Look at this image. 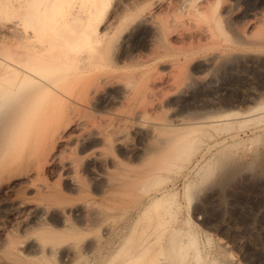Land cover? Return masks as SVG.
Wrapping results in <instances>:
<instances>
[{
  "label": "rangeland",
  "instance_id": "374dc122",
  "mask_svg": "<svg viewBox=\"0 0 264 264\" xmlns=\"http://www.w3.org/2000/svg\"><path fill=\"white\" fill-rule=\"evenodd\" d=\"M62 1L30 0L24 4L21 0H0V58L3 60H0V72L4 66L20 65L21 62L17 56H79L83 47V38L74 39L71 36L78 22H66L64 9L80 7L81 10L94 7L98 11L94 18L98 17L99 28L106 26L105 30L109 31L110 21L114 20L113 15L119 13L115 3L125 2V0H79L81 2L79 6L78 3H72L73 0L65 4ZM218 1L215 13L218 14L217 17L220 16V19L217 24L218 28L213 26V40L207 41L209 39L201 38L197 43L193 37L191 42L194 41V43L188 41L189 44L186 41L188 37L172 36L171 39L174 40L172 45L175 47L172 50L173 55H164L149 63L144 70L145 73L143 71L142 74L147 76L143 78L146 81L142 80L149 87L150 81L155 77L158 79L163 74L162 78L166 80L171 78L172 73L174 76L176 74L174 77L176 80L170 79L172 82H169L174 88L169 87L170 84L167 85L171 91L163 86L164 91L167 93L170 91L169 95H166L171 98H165V100L169 99L165 102H169L170 107H173L170 109L188 112L192 115L213 112L212 114L222 117L220 123H215L216 125L204 123L205 126H200L203 129L196 127L195 132L189 133V139H192L190 141H194L189 144L191 145L189 152L185 151L183 156L179 155L177 158L168 156L169 164L174 161L171 166L166 165L171 171L166 169V162L163 167H158L159 171L154 170L155 176L149 177L148 172L145 174L144 172L150 169V166L147 167L146 164L147 169H144V164L142 168L134 165L135 163H129L123 151L124 145L136 143L133 130L127 126L129 122L126 121L127 127L121 133L122 145H114L115 142L109 139L102 147L107 155L110 153L109 156L116 158L119 156L118 160L121 159V162L131 164V166L127 164L128 166L125 167L127 169L123 170L124 164L119 162L121 165H118L116 162L114 170L120 171L118 175L143 177L147 174L144 178L147 177L146 183L143 184L145 180L139 176L143 181L136 178L138 183L133 181L131 184L138 185L133 184L132 189H130L131 184L130 188L128 187L130 192H133V194L130 193L132 198L136 195L133 200L130 197L125 199V196L121 197L120 194L119 197L117 193H114V186L110 188L113 193L109 192L111 185L105 186L108 191L106 192L88 178L89 175L86 172L88 160L85 151L91 144L90 141L70 146L59 142L53 148L49 142L50 136L46 134L45 137L43 133H38L30 140V142L34 140L32 143L34 146L29 143L24 146L17 145L16 148L9 149L10 152L7 150L6 157L3 155L5 158H0V264H14L8 257L9 252L24 259L25 246L30 242L32 244L38 242L37 240L41 244L40 242L45 241L47 237H55L56 235L52 236L50 233L52 229H54L52 230L54 234L57 231L64 233L63 236L68 238L67 241L63 239V236L59 238L68 242L64 245L69 246V250L67 246L61 249L64 246L62 242L61 247L54 245L55 248H52L49 246L51 241L46 240V245L45 242L42 244L46 246V248L42 246L44 250L42 248L40 251L31 250L34 255L39 254L34 256L30 252L28 256L31 260L28 259L30 264H264V0ZM177 4L174 3L172 6ZM227 5L233 8L234 18L222 15L223 8ZM172 6H170L172 10L170 7V10L165 7L159 8L161 6L157 8V10L166 9L159 10L160 21L166 32H181L186 30L187 26L193 29L194 25L187 23L189 17L181 11V8ZM251 11L255 13L254 16L248 14ZM255 15L257 18L254 19ZM123 27L120 24L119 28L114 30L116 33H111L106 48H101L102 50L99 48L101 51L96 49L98 52L95 55L101 53V56H119L124 47L126 49L135 48L134 55L136 52L139 54L144 52L145 31L130 32L128 28ZM213 50L218 51L220 55H213V63L208 66L204 65L203 59L208 55L202 54ZM209 57L212 56L209 55ZM170 62L175 64L172 65V69L166 70V65ZM149 68L152 72L150 71L151 74L148 73V76L146 70ZM193 75L200 76V80H194ZM0 82L4 80L0 79ZM173 82L177 84L176 87L172 84ZM182 85L186 88L181 89ZM148 95L150 94L146 95V100L151 99L147 97ZM75 105H73L74 108L72 106L73 113L71 107L69 106L68 110L65 105L56 120L55 118L54 121L50 119L49 132L61 126L68 115L75 114L77 109H80L77 114L81 113L87 117V120L90 119V123L96 124L98 118L94 110L88 105L79 104L78 107ZM127 106L124 105V108ZM167 108L163 107L158 112H162L159 114L160 117H170L169 114L173 111ZM247 110L251 111L245 113L244 111ZM99 121L97 124L102 123L98 126L105 125L101 119ZM71 132L73 133L74 130L72 126H69L64 133ZM39 139L40 141L43 139L41 143ZM44 141L46 142L43 144ZM47 151L49 154L54 152L56 157L52 160V155H49ZM123 155L127 161L122 159ZM171 158L175 160L170 162ZM60 159L76 163H74V168L77 178L81 180L80 188L72 190L67 186L63 175L59 173L57 161L60 162ZM132 166H136V169ZM140 168L144 171H140ZM114 170L111 171V175L121 177L116 175ZM121 170L128 173H123ZM159 173L160 176H158ZM124 187L115 186V192L118 189L119 192L127 189V186ZM160 188L166 190H160ZM99 189H103L104 193ZM127 190L125 194L124 191L122 194L126 195ZM157 190L164 191V196L167 195L166 191L170 195L166 196L167 200L162 199V204L159 203L158 208L149 207L153 209H147L151 202L149 196L154 195ZM127 196H129L128 193ZM116 197L119 201V198H124L123 201L126 202L127 198L132 201L128 199L130 202L126 204L120 201L118 207L115 203L118 202L115 201ZM42 198L44 201L41 200ZM112 198H114L115 205L111 202ZM52 201L66 211L64 223L55 209L58 205L56 206ZM42 203H46L48 208L51 206L50 211L48 210L50 216L47 215L45 219L47 222L45 220L30 221L35 214L36 206ZM84 206L85 208L87 206L89 210H85ZM70 207L80 209L70 210ZM141 213L142 216L139 215ZM84 215L89 219L82 217ZM60 222L64 226L63 230ZM79 222L84 224L81 223L83 227ZM42 231L46 232L43 234L45 239L40 236ZM174 237L172 241L175 245L170 241ZM47 246H49L48 250Z\"/></svg>",
  "mask_w": 264,
  "mask_h": 264
},
{
  "label": "bare ground",
  "instance_id": "6f19581e",
  "mask_svg": "<svg viewBox=\"0 0 264 264\" xmlns=\"http://www.w3.org/2000/svg\"><path fill=\"white\" fill-rule=\"evenodd\" d=\"M21 1L25 4V3H28L27 1H30V0H21ZM71 1L72 0H63L62 3L65 4V3H68ZM218 2H219L218 0H125V2H116L115 5H116L119 13H117L115 16L113 15L114 18L113 17L112 18L114 20L111 19L112 21H110L111 22L110 26L107 24L110 28V30L107 31V30H105L106 26H102L103 27L102 29H101V27L99 28L100 22L98 20V17L96 19L94 18V15L98 14V11L95 10L94 7H87V8L80 10L79 9L80 7L76 8V6H75L74 8H76V9H73L71 7L73 5L72 3H76V4L78 3L79 6L81 4V2L79 0H73V2L71 3L72 5L69 6L71 8L64 9L65 14L64 13L63 14L65 15L66 22H68V23L71 21L72 22H75V21L78 22L77 27H76L75 31L72 32L71 36L74 39L83 38V42H82L83 47H82L81 52L79 53V56H41V55L40 56H30V55L23 56L21 54L22 55L21 57L17 56V57H19L18 58L19 62H21L20 65H18V64L15 66L13 65V67L4 66L3 70L1 69L2 71L0 72V79H3L4 82H0V158H2L3 155L6 157V155L8 153L7 150H9V149L12 150V148H14L17 145L18 146L19 145L24 146V144L31 143L30 145L34 146V145H32L34 140H33V142H30V140H31V137L33 135H37L38 133H40V134L43 133L45 137L47 135H49L50 136L49 142H51L50 144L52 145L53 148L57 144H59V142L65 143L66 146L67 145L70 146V145L76 144V143L85 144V143L90 141L91 144H89L87 146V149L85 151L86 152V158L88 160V164H87V168H86L87 175H89L88 178L91 181H93L94 183H96L97 185H99L100 188L102 187L104 189V191L106 190V187H109L110 185L111 186L109 187V192L111 191L110 188L113 186L114 187L117 186L118 188H123L124 186L125 187L127 186L128 190L127 189L122 190V191L120 190L121 193L119 192V189L117 192H115L116 189H114V187H113L114 193H117L119 197H120V195H121V197L125 196L124 197L125 199H126V197L132 198L130 193L133 194V192H130L131 190H129L130 184L133 181L137 182L136 178H139L140 175L139 176L136 175L137 177H135V175H134V177L133 176L132 177L131 176H125V175L121 176V174L118 175L120 171L118 172V171L114 170V167H115L116 162H118V165H119L120 164L119 162H121L122 160L120 158L119 159L121 161L118 160L119 156L116 158L114 156H109L110 153H108L109 155H107L105 153L106 150L102 147L105 143H107V141H109V139L110 140L112 139L113 142H115L114 145L115 144H121V140L123 141V139H121V137H122L121 133L123 130H125V128L127 126L128 127L130 126L132 128L131 130H133V134L136 138V141H135L136 143L133 145L131 143H130L131 145H129V144L126 146L124 145L123 151L126 154V157H128L129 163H135L134 165H136L138 167H140V166L142 167L143 164H144V167L146 164L148 165V166L146 165L147 167L150 166V169L149 168L147 169L146 167L145 168L142 167V168L147 169V171H145L144 174L148 172L147 174L149 175V177L150 176L152 177V176L156 175V172L154 170L159 171L160 168H158V167L159 166L163 167L164 163H166V162L168 163V164L167 163L165 164L166 169H167L166 165L171 166V164H174V161H173V160H175L174 158H171L172 160H170V162L173 161V163L171 162L169 164V162L167 161V160H169L168 156H176V158H177V156L179 157V155H182L185 151L189 152V150H190L189 147L191 146L189 144L192 142V141H190L191 138L189 139V136H190L191 132H193V131L195 132L196 127L203 129V127H200V126H203L204 123L205 124L206 123L207 124H215V123L217 124V123H220L219 122L220 120H222L221 116H219L217 114H212L213 112L212 113H204L203 112V114H197L196 113L195 115H192V114H189L188 112H182V111H178L176 109L173 111L172 110L173 107L172 106L170 107V103L165 102V101H168L169 99L165 100V98H171V96L167 97V95H166V94L169 95V93L171 91L167 85L170 84L169 87L174 88V87H172L171 83H169V82L176 80L174 78L176 76V74L174 76V75H172L173 74L172 73L171 78H167L166 80L164 78H162L163 74L161 75V77L159 76L158 79H156L157 77H155L156 80L152 79L150 81L151 84L149 87H147L145 85V83H143V80H144L143 78H147V76L142 75L143 71L145 70L146 66L149 63L159 59L160 57H162L164 55H168V56L173 55L172 50L175 47L172 45V44H174V40L171 39L172 36H176L177 38L188 37L189 39L187 38V40H186L187 42L188 41L191 42L193 40L192 39L193 37H194V41H197V43H199V41H200L199 39H201V38L206 39V40L209 39L207 41H210L214 35L213 34V26H216V27L219 26L217 24H218V20L220 19L219 18L220 16L217 17L218 14L216 15V13H215V9L217 7L216 5L219 4ZM174 3L175 4L179 3L175 6H178L179 8H181V11H183L185 13V15L189 17L188 18L189 21L187 20L188 21L187 23L193 24L194 25L193 29L192 28L189 29L187 26V29L184 31H181V32H177V33L176 32L175 33L166 32L162 22L160 21V17H159L160 16L159 10H161V9L157 10V8L159 6H161L159 8L165 7V8H168L167 10H170V9L172 10V8L170 6H172V4H174ZM169 7H170V9H169ZM165 8H163L162 10H164ZM181 11H179V12L182 13ZM177 12H178V10H177ZM184 13H183V15H184ZM248 14H251V16L252 15L254 16L255 13L251 11ZM222 15H224V16L226 15L225 17H233L232 16L233 15V8L231 6H228V5L225 6L223 8ZM256 15H255V17H253L254 19L257 18ZM93 18H94V20H93ZM254 19H252V20H254ZM106 22L109 23L108 21H106ZM104 23H101V24H104ZM120 24H122V26H124L125 28H128V30L130 32H137L138 30H144L145 31V33H144V35H145L144 36L145 37L144 38L145 39V41H144L145 51L144 52L142 51L143 53L140 52L141 54H139V52H136V54L134 55L133 50H135V48L134 49L133 48L132 49L131 48L126 49L124 47V49L119 53V56H101L102 55L101 53H98L100 55H95V53L98 52V51H96V49L98 50L99 48L100 49L106 48L107 41L109 40L111 33L115 32L114 30L118 29ZM60 25H61V23H60ZM242 33H245V32H242ZM246 35H247V33H246ZM238 36H240V35H238ZM195 38H196V40H195ZM171 40L173 41V43ZM180 40H182V38ZM194 41H193V43H194ZM181 42L183 43V41H181ZM190 42H188V43L190 44ZM204 42H206V41H204ZM201 43H202V40H201ZM110 45H112V43ZM100 49H99V51L102 50V49L101 50ZM138 50L139 49H137V51ZM216 50H213L207 54L206 53L202 54V55H208V57L203 59L204 65H206V66L211 65L214 61L213 55H220V53ZM102 52L106 53L104 51H102ZM222 52H223V50H222ZM209 55L212 56L213 58L209 57ZM200 59H202V58H200ZM0 60L3 61L1 58H0ZM215 60H216V58H215ZM174 64L170 62L168 65H166L167 66L166 70L172 69V67H173L172 65H174ZM29 67H31V68L28 69ZM148 70H146L147 74L151 71V69L149 71ZM144 73H145V71H144ZM149 74H151V73H149ZM149 74H148V76H149ZM164 74H165V72H164ZM141 75H142V78H141ZM134 76H135V79L133 80ZM168 76H170V75H168ZM172 76H173V79H172ZM178 76H180V75H178ZM129 77H132V78H129ZM199 77L194 76L192 78L194 80L199 81L200 80ZM176 78H179V77H176ZM170 79L172 81H170ZM5 80H7V81H5ZM129 80H131L133 82H131ZM144 81H146V79ZM178 81H182V80L179 79ZM186 81L187 80H185V82ZM174 83L175 82H173L172 84L174 86L175 85L177 86V84H174ZM163 86L165 89L167 88L166 90L169 89L170 91L168 93H167V91H164ZM184 88H186V86L183 87V85H182L181 89H184ZM146 90H147V92H146ZM175 91H177V90L175 89ZM164 92H165V94H164ZM148 93L150 94V96L148 95L147 97L151 98L150 100H146V95ZM165 95H166V97H165ZM148 101H150V102H148ZM73 103H75L77 105H75ZM79 104L80 105L81 104L88 105L97 114V116H96V114L94 115L98 118L97 122H100L99 120L101 119L105 125L104 126H101V125L98 126L102 122L98 123V124L96 122L97 125L92 124V122L90 123V119L87 120L86 119L87 117H84L81 113L77 114L80 109L79 110L77 109V112L74 110L76 113L74 112L75 114H72L73 113L72 106L75 105L76 107H78ZM65 105H67V109L69 106L71 107L72 113L71 114L69 113L70 115H68V117L61 124V126L55 128L52 132L51 131L49 132L48 127H49L50 119L52 118L53 119L52 121H54V118H55V120H56V118H58L61 115V112L65 108ZM124 105L125 106L128 105L127 106L128 108L127 107H126L127 109L124 108ZM163 107H166V108L168 107L167 110L169 109V111H171V110L173 111V113L169 112L171 114V115L169 114L170 117L166 118L167 116H165L164 118H162L159 116V114H162V112H160V113H158V112L160 110H162ZM73 108H74V106H73ZM170 108H172V109H170ZM250 111L251 110H247L244 112L249 113ZM190 113H192V112H190ZM96 117H95V119H97ZM57 121H58V119H57ZM94 121H96V120H94ZM126 121L129 122V124L127 123V126L125 125ZM69 126L73 127L74 132L73 133L71 132L69 134H65L64 132ZM129 128H127V129H129ZM40 139H39V141H40ZM42 140L40 141V143L42 142ZM44 140H45V138H44ZM45 142L46 141H44L43 144ZM111 143H112V141H111ZM31 146H30V148H31ZM49 147H51V146H49ZM10 150H9V152H10ZM47 152L49 154V151H47ZM116 152H117V150H116ZM124 153H122V154H124ZM48 154H46V155H48ZM49 155H52V160L56 157L54 152L52 154H49ZM124 156L125 155L122 156V159L124 158ZM5 157H3V158H5ZM123 160L127 161L126 158H124ZM57 162L59 164L58 165L59 170H60L59 173H61L63 175V178L65 179V183L67 184V186L72 190L80 188V183H81L80 181L81 180H79V178H77V174H76L75 168H74V165L76 163L71 161V160L61 161V159H60V162L59 161H57ZM121 163L124 164L123 170L127 169L125 167H127L128 165L131 166V164H128L127 162H124V163L121 162ZM136 166L135 167L132 166V167L136 169ZM112 168L114 171H116L115 174L118 176H121V177H115V175H111V171L113 172V170H111ZM144 169L141 170V168H140V171H144ZM123 170H121V172H123ZM134 170H132V171H134ZM125 172H123V173H125ZM139 172H137V173H139ZM154 172H155V174H154ZM126 173H128V172H126ZM126 175H128V174H126ZM146 175H144L143 177H141V176L140 177L144 179ZM158 176H160V173ZM78 177H80V176H78ZM141 178H139L140 181H143V179H141ZM148 179H150V178H148ZM144 180L145 181L142 182L143 184H144V182L145 183L147 182L146 181L147 177ZM151 180H153V179L151 178ZM133 184L138 185L135 183H133ZM133 184H131L130 189H132ZM103 189L102 190L99 189V191L103 192ZM113 190L111 191L112 193H113ZM126 190H127L126 195H124ZM155 190H156V188H155ZM160 190H166V189L160 188ZM106 192H108V191L106 190ZM122 192L124 194H122ZM156 192L154 195L149 196V199L151 202H150V205L147 207V209L149 207H155V209H156L159 207V203H161L162 199L163 200H165V198H166V200L168 199L167 197H168L169 193H167V191H166L167 197L164 196V191H158L157 193ZM112 193H110V195H112ZM127 193L129 194V196H127ZM51 195L53 196V193ZM55 197L56 196H54V199L56 200ZM112 197H113V195H112ZM116 198L117 199H115V201H118V202H115V201L114 202L116 203V206H118V203L120 204V201L122 202L124 198L123 199L119 198L120 201L118 200V197H116ZM133 198H132V200H133ZM128 199L129 198H127V202L123 201L122 203H124V202H125V204L128 203V201L131 200V199H129V200ZM41 200H43V198ZM113 200H114V198H112L111 202H113ZM57 201H58V199H57ZM49 202H51V199ZM53 203H55V202H53ZM115 203L113 205H115ZM45 204L42 203V204H38L36 206L35 214L33 217L31 216L32 220H30V221L41 222V221L46 219L48 212L50 211L49 209L51 206H49V208H48L47 207L48 205H45ZM65 204H67V203H65ZM87 204L91 206V204H89V203H87ZM125 204H123V205H125ZM147 204H149V203H147ZM55 205H56V203H55ZM82 205L83 204H81V206ZM72 206H75V205H72ZM79 206H80V204H79ZM121 206H122V204H121ZM71 207H70V210H72L73 208L74 209L77 208V207H73V208H71ZM92 207H93V205H92ZM78 208H77V210L80 209V208L79 209ZM87 208H88L87 206H86V208L84 206L85 210H89ZM143 208H144V206H143ZM55 209L58 212V214L61 215V217H62L61 221L64 223L63 220L65 218V212L66 211L59 208V205ZM82 209L83 208H81V210ZM149 209H153V208H149ZM32 210H33V208H32ZM81 210H80V212H81ZM52 212L53 211L51 210V213ZM145 212H142V213L144 214ZM51 213H49V214H51ZM142 213L139 215L142 216ZM81 215H83V214H81ZM49 216L50 215H48V217ZM82 217H85V215ZM66 218H67V216H66ZM87 218L89 219V217H87ZM87 218L85 217V219H87ZM45 221L43 223H45ZM62 222L59 223L60 226L62 225ZM82 222L85 224L84 221H82ZM82 222H79L80 225ZM83 223H82V225H84ZM87 223H89V222H87ZM77 226H79V225H77ZM61 229L63 230L64 226H63V228L61 227ZM105 229L107 230V228H105ZM52 230H54V229H52ZM52 230L50 233L52 234V236L53 235H56V236L55 237L51 236L52 238L47 237V239H46L47 242L51 241L50 242L51 245H49V246H52V248L53 247L55 248L56 245L58 247L60 245L62 246V243H63V245L68 243V242H66L68 238L67 239L64 238L63 232H60V233H62V234H60L55 229V231H57L58 234L56 232H55L56 234H54V233H52ZM59 230H60V228H59ZM172 231L173 230H171V232ZM42 232L43 233L40 235L41 237H43L44 236L43 234L46 233L45 231H42ZM171 232H170V234H171ZM47 233H49V231H47ZM62 236H63V239H66V241H63V239L62 240L60 239ZM68 236H71V235H68ZM44 237H43V239H45ZM43 239L40 238V240H43ZM48 239H49V241H48ZM174 239H175V237L170 240L173 244H174V242H173ZM46 240L45 241L43 240V242H45V245H46ZM37 241L39 242V240H37ZM38 242H34L33 244L30 242V244L25 246L24 252H25L26 258L24 256V259H21L18 256L16 257L15 255H13V253H11V252H9L8 257H10V259L13 261L14 264H30L29 263L30 259L28 256H29L30 252L32 253L31 250L33 249V251L34 250L40 251L42 246L43 247L45 246V245H42V244H44L42 241L40 242L41 244H39ZM72 242H74V240ZM49 246H47V250H48ZM66 246L65 245L62 246L61 249H63V247H65V248L68 247L67 249L69 250V246H67V247ZM12 247H13V245H12ZM14 248L15 247H13V249ZM45 248H46V246H45ZM42 250H44V249L42 248ZM58 250H60V249H58ZM145 250L146 249H144V251ZM53 251H54V249H53ZM42 252L44 253V251H42ZM48 252L50 254V251H48ZM48 252H46V253H48ZM38 254H36V255H38ZM36 255H34V256H36ZM153 257H155V256H153ZM30 258H32V257H30ZM151 261L149 263H151ZM36 262H38V261H36ZM154 263H155V261H154Z\"/></svg>",
  "mask_w": 264,
  "mask_h": 264
}]
</instances>
